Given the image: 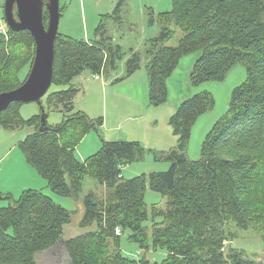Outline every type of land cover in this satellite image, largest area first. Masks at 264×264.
Here are the masks:
<instances>
[{
  "label": "trees",
  "instance_id": "1",
  "mask_svg": "<svg viewBox=\"0 0 264 264\" xmlns=\"http://www.w3.org/2000/svg\"><path fill=\"white\" fill-rule=\"evenodd\" d=\"M171 2V10L161 14L182 35L176 46L166 45L174 31L164 27L146 50L150 104L166 101V79L183 55L201 51L189 75L193 85L223 80L238 62L246 68V78L232 90L227 111L205 135L200 158L190 160L186 148L193 123L214 104L207 91L183 99L170 115L176 147L156 154L169 162L167 170L123 177L122 167L144 156L146 149L138 140H102L97 151L79 159L77 145L87 132L98 130L103 119L75 107L79 88L72 80L83 70L96 79L97 74H107L121 51L103 39H74L58 33L51 85L61 88L45 95L47 108L60 112L61 121L46 120L41 128V108L24 119L23 102L14 101L0 113V127L33 129L18 146L54 193L76 196L84 177L95 178L103 193L84 197L79 226L85 230L68 239L63 231L71 222V211L38 189H25L17 198L7 194L8 205L0 207V264H36L37 254L60 241L67 253L63 264H158L144 255H123L124 232L140 248L165 249L159 264H264L239 256L234 249L225 252L223 244L232 235L229 224L248 230L252 212L258 219L264 215V207L252 209L255 194L264 189V0ZM43 20L46 24L45 8ZM34 49L27 30L7 28V36L0 33V92L23 81L20 72L29 55L32 62ZM140 61L136 53L127 60L125 77L140 67ZM146 186L165 197V208L151 207L150 240L143 225L149 217Z\"/></svg>",
  "mask_w": 264,
  "mask_h": 264
},
{
  "label": "rangeland",
  "instance_id": "2",
  "mask_svg": "<svg viewBox=\"0 0 264 264\" xmlns=\"http://www.w3.org/2000/svg\"><path fill=\"white\" fill-rule=\"evenodd\" d=\"M4 1L0 0V23L6 25L3 18ZM171 8V0H59V34L91 41L103 39L105 43H110L113 47L117 45L120 47L121 57L117 59L113 70L107 74H97L98 79L94 78L91 71L83 70L74 77L72 83L79 88L75 97V107L85 111L90 117L103 119L98 130H90L83 136L75 149L77 156H87L97 151L102 140L116 138L138 140L146 149L142 159L122 167V175L125 179L168 169L169 162L156 158V154L159 156L160 153L168 152L176 147L177 137L172 132L169 117L183 99L195 93L207 91L212 95L214 104L199 115L193 123L186 148V154L190 160L199 159L205 135L227 111L232 90L246 78L245 65L238 62L230 68L223 80H208L193 85L189 75L201 53L196 51L183 55L166 79V101L159 105L150 104L146 50L152 47L153 39L160 35L164 27L174 31L164 42L166 45L176 46L182 35L174 22L164 19L161 14ZM134 53L141 57L140 67L130 76L125 77L127 60ZM29 58L30 55L20 72L21 79L30 70L32 62L29 63ZM60 88L51 85L48 93ZM46 95L41 97L40 102L48 113L47 122L55 124L61 121V114L47 108ZM39 111L40 103L38 102L23 103L20 107V114L24 119L38 114ZM115 126L120 129H116V132L111 131ZM32 131L33 129L28 126L14 130L0 127V193L2 194L0 207L8 205L9 200L5 198L7 194L17 198L25 189L41 190L56 203L71 211V222L64 225L63 231L64 239H68L85 230L79 226L84 214V197L90 193L101 197L103 187L95 178L84 177L76 196L66 197L54 193L48 187L47 181L26 162L18 146L19 141ZM144 201L149 217L144 220L143 225L146 227L148 240H150L151 207L165 208V197L146 186ZM262 207H264V189L255 194L252 209ZM250 216L252 227L248 230L237 228L234 224L228 225L232 235L230 239L223 242L224 251L234 249L239 256L250 257L256 262L264 263V230L262 229L264 215L263 218L258 219L252 212ZM156 219L159 221L161 216ZM95 226L92 225L90 228ZM128 234L124 232L121 236L120 250L123 255L130 258L144 255L151 262L156 261L158 264L165 257V249L140 248L139 244L127 239ZM66 258L63 241H60L37 254L36 264H63Z\"/></svg>",
  "mask_w": 264,
  "mask_h": 264
},
{
  "label": "water",
  "instance_id": "3",
  "mask_svg": "<svg viewBox=\"0 0 264 264\" xmlns=\"http://www.w3.org/2000/svg\"><path fill=\"white\" fill-rule=\"evenodd\" d=\"M44 8L48 12L46 24L43 20ZM3 16L10 30L30 32L35 49L30 70L23 81L13 89L0 92V113L14 101L38 102L43 128L46 113L40 100L52 84L54 43L60 16L59 0H5Z\"/></svg>",
  "mask_w": 264,
  "mask_h": 264
},
{
  "label": "built area",
  "instance_id": "4",
  "mask_svg": "<svg viewBox=\"0 0 264 264\" xmlns=\"http://www.w3.org/2000/svg\"><path fill=\"white\" fill-rule=\"evenodd\" d=\"M0 33H3L5 36H7V26L0 23ZM116 234H120V229L116 228Z\"/></svg>",
  "mask_w": 264,
  "mask_h": 264
},
{
  "label": "crops",
  "instance_id": "5",
  "mask_svg": "<svg viewBox=\"0 0 264 264\" xmlns=\"http://www.w3.org/2000/svg\"><path fill=\"white\" fill-rule=\"evenodd\" d=\"M116 129H120L118 126H115V127H113L112 129H111V131H114V132H116ZM119 138H121V137H119ZM116 139H118V138H116ZM109 140H114V139H109ZM93 153V152H92ZM76 154V153H75ZM91 154V153H90ZM77 156V155H76ZM79 159H84L86 156H84V155H80V156H77Z\"/></svg>",
  "mask_w": 264,
  "mask_h": 264
}]
</instances>
